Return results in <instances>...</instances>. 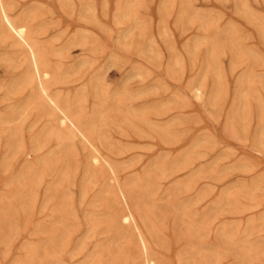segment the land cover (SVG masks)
Segmentation results:
<instances>
[{
	"label": "rangeland",
	"instance_id": "obj_1",
	"mask_svg": "<svg viewBox=\"0 0 264 264\" xmlns=\"http://www.w3.org/2000/svg\"><path fill=\"white\" fill-rule=\"evenodd\" d=\"M8 1L100 161L0 37V264H145L119 186L158 264H264V0Z\"/></svg>",
	"mask_w": 264,
	"mask_h": 264
},
{
	"label": "bare ground",
	"instance_id": "obj_2",
	"mask_svg": "<svg viewBox=\"0 0 264 264\" xmlns=\"http://www.w3.org/2000/svg\"><path fill=\"white\" fill-rule=\"evenodd\" d=\"M62 1V0H61ZM68 2L67 0H64V2ZM71 2H70V5L69 4H67L68 6H71L72 8H73V4H72V0H70ZM80 1V0H79ZM85 2V1H84ZM89 2V1H88ZM87 2V3H88ZM60 3H62V2H60ZM73 6H72V5ZM89 4V3H88ZM82 5V4H81ZM80 5V6H81ZM134 5V4H133ZM138 5V4H137ZM137 5H135V6H137ZM67 6V9L69 8ZM85 6H87V5H85ZM132 6V5H131ZM134 6V7H135ZM139 6V5H138ZM65 7V6H64ZM70 7V8H71ZM87 8V7H86ZM163 8V7H162ZM13 5H11V3H9V1L8 0H0V37H2L3 39H6L7 37H12L13 38V40H15L16 41V43L24 50V52L27 54V57H28V62H29V67H30V70H31V72H30V75L28 76V79H30V80H35L34 82L35 83H37V85H36V87H37V99L38 100H42L43 102H45V104H48L51 108H53L57 113H58V115H60V117H61V124L60 125H62V126H65L66 127V129L68 128L72 133H73V135H74V137H77V140L78 139H80L83 143H85L88 147H90V149L92 150V152L93 153H95L94 154V156H91L92 158V160L94 161V163H98L99 161H100V159H99V154L98 153H100L99 151V149L95 146V144H94V142H93V136L94 137H96L95 136V129L94 128H90L88 125L86 126V125H84V124H82V122L80 121V119H82V118H78L74 113H72V112H70L69 110H67L66 109V107L67 106H70V104H72L73 103V100L72 99H70V98H62V97H59V96H55V95H52L51 94V91H50V86L48 85V83H49V80H51L52 79V77H56V76H60V77H62V74H65L63 71H62V69H61V67H58L59 69H57V68H54V66H53V64L51 65V63H50V58H49V56H51V55H49V51H48V49H47V47L45 46V45H43L44 44V41H43V44H41L42 43V41H41V43H40V41L38 42V40H36L33 36H32V30H31V28H32V23H31V19L29 18L30 17V15L28 16V15H20V16H18V17H13L12 16V12H13ZM124 9V8H123ZM122 9V10H123ZM163 10V9H162ZM22 11V10H21ZM28 11V10H27ZM26 11V12H27ZM124 11V10H123ZM134 11H137L136 9L134 10ZM165 10H163V12H164ZM28 13V12H27ZM26 13V14H27ZM124 14V13H123ZM133 15V14H132ZM131 17V16H130ZM137 21V20H136ZM138 22V21H137ZM165 28V27H164ZM36 30H37V28H36ZM41 31V30H40ZM166 33V32H165ZM168 35V34H167ZM166 35V36H167ZM77 36V35H76ZM82 36V35H81ZM165 36V37H166ZM41 40V39H40ZM72 40V39H71ZM75 40H76V38H75ZM7 41V40H6ZM52 42V41H51ZM69 43V42H68ZM45 44H46V42H45ZM48 44H49V42H48ZM55 43H53V45H54ZM64 44V43H63ZM75 44V42L74 41H71L70 43H69V45L70 46H72V45H74ZM47 45V44H46ZM52 45V44H51ZM65 46V45H64ZM85 46V45H84ZM63 47V46H62ZM77 47V46H76ZM56 49V48H55ZM61 49V48H60ZM19 50H21V49H19ZM22 52V51H21ZM17 54V53H16ZM21 54V53H20ZM19 54V55H20ZM57 56V55H56ZM3 57V56H2ZM5 57V56H4ZM18 57V56H17ZM10 58V57H9ZM8 57L6 58V60L7 59H9ZM11 58H13V57H11ZM22 58H24V57H21L20 56V59H19V62H20V60L22 59ZM61 59V58H60ZM13 61H14V59H12ZM11 60V61H12ZM3 61H5V59H3ZM2 61V62H3ZM13 61H12V63H13ZM16 61H17V59H16ZM59 62V61H58ZM17 63V62H16ZM20 63H22V62H20ZM15 64V63H14ZM61 64V63H60ZM19 65V64H18ZM55 65V64H54ZM25 66V65H24ZM53 66V67H52ZM80 66V65H79ZM83 66V65H82ZM71 67L72 66H70V69H71ZM77 67V66H76ZM73 68V67H72ZM79 68V67H78ZM56 69V70H55ZM67 70V69H66ZM77 70V69H76ZM28 72H29V69H28ZM66 72V71H65ZM73 72V71H72ZM71 72V73H72ZM27 73V72H26ZM76 73V72H75ZM24 74V73H23ZM29 74V73H28ZM68 77V79H70L69 78V76H67ZM21 78V77H20ZM54 79V78H53ZM57 79V78H56ZM61 80V79H60ZM69 81V80H68ZM64 82V81H63ZM14 83V82H13ZM65 83V82H64ZM22 84V83H21ZM27 84V83H26ZM57 85V84H56ZM30 86V85H29ZM55 86V85H54ZM19 87V86H18ZM31 87V86H30ZM22 88V87H21ZM54 88V87H53ZM4 89V88H3ZM18 89V88H17ZM25 89V88H24ZM31 89V88H30ZM14 90H16V89H14ZM29 90V89H28ZM196 90V94H198V95H201V94H203L202 93V90L201 89H195ZM14 92V91H13ZM32 91H30V93H31ZM33 92H35V91H33ZM53 92V91H52ZM8 93V92H7ZM18 93V92H17ZM63 93V92H62ZM81 93V92H80ZM83 93V92H82ZM216 93V92H215ZM22 94V93H21ZM20 94V95H21ZM54 94V93H53ZM66 94V93H65ZM68 94V93H67ZM31 95H33V94H31ZM68 96H69V94H68ZM67 97V96H66ZM82 97V96H81ZM9 98V97H8ZM84 98V97H83ZM86 98V97H85ZM84 98V99H85ZM198 98V97H197ZM29 99V98H28ZM36 99V100H37ZM35 100V99H34ZM33 100V101H34ZM81 100V99H80ZM85 101V100H84ZM28 102V101H27ZM31 102V101H30ZM39 102V101H38ZM87 102V101H86ZM29 103V102H28ZM27 103V104H28ZM37 103V102H36ZM31 104H32V102H31ZM45 104H43L42 106L43 107H45L44 105ZM29 105V104H28ZM33 105H34V103H33ZM26 106V105H25ZM24 106V107H25ZM29 106H31V105H29ZM29 106H28V109H29ZM102 106V105H101ZM33 107H35V106H33ZM32 107V108H33ZM21 108V107H20ZM26 108V107H25ZM37 108V107H36ZM48 109H49V107H48ZM69 109V108H68ZM25 110H27V109H25ZM19 110H17V112H18ZM21 111V110H20ZM24 111V110H23ZM54 111V112H55ZM94 112V111H93ZM86 113V112H85ZM103 114H104V112H102ZM17 114H19V113H17ZM22 114V113H21ZM83 114V113H82ZM84 115V114H83ZM16 116V115H15ZM18 116V115H17ZM84 116H86V115H84ZM103 116V115H102ZM6 117V116H5ZM10 117V116H9ZM14 117V116H13ZM93 117V119H94V116H92ZM52 118L54 119V117L52 116ZM56 118H57V115H56ZM91 118V117H90ZM15 119H16V117H15ZM14 119V120H15ZM2 120V119H1ZM4 120H6V119H4ZM104 120V119H103ZM235 121H236V119H234ZM233 120V121H234ZM55 122V121H54ZM9 123V122H8ZM58 124V123H57ZM53 125V124H52ZM51 125V126H52ZM59 125V124H58ZM239 125H241V124H239ZM233 126H234V124H233ZM237 128V127H236ZM47 130H48V128H47ZM236 130V129H235ZM235 130L233 131L232 130V133H238V132H235ZM15 131V130H14ZM231 132V131H230ZM16 133V132H15ZM49 133V132H48ZM72 133H69V134H72ZM58 134V133H57ZM13 137H15V135L13 134L12 135ZM45 136H46V134H45ZM70 136V135H69ZM69 136L67 137L66 136V138H69ZM98 137V136H97ZM72 138H73V136H72ZM100 138V137H99ZM10 139V138H9ZM57 139L59 140V147L61 146H63L64 145V139H65V137L63 136V135H60V134H58L57 135ZM72 140V139H71ZM21 141V140H20ZM22 144V143H21ZM14 145V144H13ZM61 147H60V149H61ZM14 148L16 149V150H18V149H21V147H20V145L18 144H16L15 143V145H14ZM22 152V151H21ZM26 152H27V150H26ZM62 152H64V149L62 150ZM55 153H57V152H55ZM59 153V152H58ZM64 154V153H63ZM61 155V154H60ZM57 156V155H56ZM54 159V158H53ZM63 159V158H62ZM93 161L91 162V163H93ZM46 165H48L49 166V163L47 164L46 163ZM58 165V164H57ZM94 165V164H93ZM59 166H60V164H59ZM50 167V166H49ZM61 167V166H60ZM43 168V167H42ZM110 168V170H112V171H114L113 169H112V167L110 166L109 167ZM50 169V168H49ZM67 171V170H66ZM89 172V171H88ZM66 174V173H65ZM87 175V174H86ZM89 175H90V172H89ZM93 175V174H92ZM95 175V174H94ZM94 175H93V177H94ZM64 176V175H63ZM56 177V176H55ZM87 177V176H86ZM93 177H92V179H93ZM99 177V176H98ZM57 178V177H56ZM66 178H67V176H66ZM88 179V178H87ZM195 179V178H194ZM94 180V179H93ZM89 181V180H88ZM91 181V180H90ZM96 181V180H95ZM65 182H67V181H65V178H64V182H62L61 184H63V183H65ZM36 183V182H35ZM60 184V185H61ZM135 184V183H134ZM133 184V185H134ZM140 184V183H139ZM148 184V183H147ZM132 185V186H133ZM136 185V184H135ZM63 187V186H62ZM130 188V187H129ZM25 190V189H24ZM114 191V190H113ZM141 191V190H140ZM156 191V190H155ZM117 193H118V197H120L121 199H120V201L122 200V202L124 203V205H125V211H124V213H123V215H121V217H122V221L124 222V223H127V224H130V223H135V225H136V230L138 231V236H137V238H138V240H139V244H140V247L142 248V251H143V253H144V255H145V258H144V260L143 261H145V264H158L157 263V261L154 259V258H152L151 256H150V254H149V246H148V243H147V239H146V237H145V235L143 234V232L140 230V228L138 227V225H137V214H136V212L133 210V208L131 207V204H130V197H129V194H128V192H127V190H125L124 188H122V187H120L119 186V188H118V190H117ZM114 195V194H113ZM112 195V196H113ZM115 196V195H114ZM32 197H33V195H32ZM8 199V198H7ZM134 199V198H133ZM26 204V203H25ZM24 207L26 206V205H23ZM22 206V207H23ZM147 208V207H146ZM27 209V208H26ZM147 211V210H146ZM26 213V212H25ZM119 213V212H118ZM120 214V213H119ZM62 215V214H61ZM146 214H144V216H145ZM105 216V215H104ZM146 217L148 218V216L146 215ZM58 218V217H57ZM103 218V217H102ZM114 218V217H113ZM147 218H145L146 220V222H147ZM150 218V217H149ZM108 219H110V218H108ZM95 220V219H94ZM101 220V219H100ZM119 220V219H118ZM97 221V220H96ZM99 221V220H98ZM102 221H103V219H102ZM105 221H108V220H105ZM143 221V220H142ZM111 222V221H110ZM114 222V221H113ZM109 223V222H108ZM115 224H116V222H114ZM105 224H106V222H105ZM105 224H104V226H105ZM121 224V223H120ZM126 224V225H127ZM143 224V223H142ZM145 224V223H144ZM47 225V224H46ZM101 225H103V223H101ZM107 225V224H106ZM110 225V224H109ZM114 225V224H113ZM118 225V224H117ZM117 225H114V226H117ZM120 226V225H119ZM144 226V225H143ZM106 227V226H105ZM146 227V226H145ZM53 228V227H52ZM108 228V227H107ZM110 228V227H109ZM150 228V227H149ZM93 230H94V227L92 228ZM91 229V230H92ZM110 229H114L113 227L112 228H110ZM63 230V229H62ZM64 231V230H63ZM123 231H124V229H123ZM125 232V231H124ZM63 233V232H62ZM126 233V232H125ZM123 234V233H122ZM129 234V233H128ZM58 235H59V233H58ZM191 235H192V233H191ZM129 236V235H128ZM128 236H127V238H128ZM146 236H147V234H146ZM193 237V236H192ZM60 238V237H59ZM123 238V236L120 238V241H121V239ZM59 240V239H58ZM224 241V240H223ZM127 243H128V241H127ZM226 243V242H225ZM111 244H113V243H111ZM62 245V244H61ZM123 245V244H122ZM129 245V244H128ZM114 246V245H113ZM121 246V245H120ZM56 247V246H55ZM139 247V246H138ZM128 248V247H127ZM113 249H115V247L113 248ZM123 249H125V251H126V247L125 248H123ZM151 250V249H150ZM189 251L191 250V248H189L188 249ZM194 250H196V253L199 251V253L200 252H203V251H200L199 249L197 250V247L195 246V248H194ZM194 250H192L193 252H195ZM251 250V249H250ZM54 251V250H53ZM61 251H65V250H61ZM118 251V250H117ZM119 251H120V247H119ZM118 251V252H119ZM129 251V250H128ZM46 253H47V250L45 251ZM115 252V251H114ZM117 252V253H118ZM151 252V251H150ZM205 252V251H204ZM208 252H210V251H207V253ZM121 253H123V252H121ZM120 253V254H121ZM188 253V252H187ZM187 253H186V255H187ZM211 253V252H210ZM112 254V253H111ZM124 254V253H123ZM122 254V255H123ZM129 254V253H128ZM48 255V254H47ZM46 255V256H47ZM50 255V254H49ZM53 255V254H52ZM95 255V254H94ZM114 256L113 257H115L116 255L115 254H113ZM126 255H127V253H126ZM126 255H124V256H126ZM153 255V254H152ZM190 255V254H189ZM197 255H198V253H197ZM196 255V257H198ZM204 255H205V253H204ZM210 255V257H212L211 255L212 254H209ZM208 254H206V257H205V259H209L210 257H207V256H209ZM93 256V255H92ZM96 256V255H95ZM188 256V255H187ZM192 256V255H191ZM200 256H201V253H200ZM220 256H221V254H220ZM94 257V256H93ZM111 257H112V255H111ZM202 257V256H201ZM201 257H200V261H201ZM204 257V256H203ZM58 258H59V256H58ZM95 258V257H94ZM119 258V257H118ZM121 259H123V257L121 256L120 257ZM188 258H190L189 256H188ZM199 258V257H198ZM217 258V257H216ZM50 259H52V258H50ZM93 259V258H92ZM111 259H112V263H113V258H110V261H111ZM128 259V258H127ZM126 259V260H127ZM185 259H187V257L185 258ZM185 259L183 260L182 259V261H184L185 262ZM204 259V258H203ZM202 259V260H203ZM249 259V258H248ZM94 260V259H93ZM188 260H190V259H188ZM214 260H217V259H214ZM244 260V259H243ZM54 261V260H53ZM109 261V260H108ZM109 261V263L111 264V262ZM123 261H124V259H123ZM207 261V260H206ZM209 261V260H208ZM57 262V261H56ZM127 261H124V264L126 263ZM196 262H198V261H196ZM108 263V264H109ZM186 263V262H185ZM195 263V260H194V262H193V264ZM204 262H202V264H203ZM56 264V263H55ZM89 264V263H88ZM118 264V263H117ZM195 264H197V263H195ZM199 264V263H198ZM206 264H207V262H206ZM213 264V263H212ZM249 264V263H248Z\"/></svg>",
	"mask_w": 264,
	"mask_h": 264
}]
</instances>
